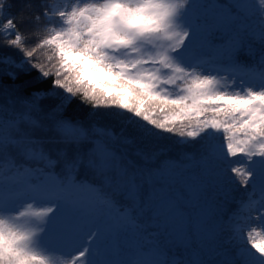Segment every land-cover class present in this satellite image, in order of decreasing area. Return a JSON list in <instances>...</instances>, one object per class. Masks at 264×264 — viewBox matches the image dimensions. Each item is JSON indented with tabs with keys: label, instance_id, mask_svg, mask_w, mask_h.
Here are the masks:
<instances>
[{
	"label": "snow or ice",
	"instance_id": "6c2138e0",
	"mask_svg": "<svg viewBox=\"0 0 264 264\" xmlns=\"http://www.w3.org/2000/svg\"><path fill=\"white\" fill-rule=\"evenodd\" d=\"M254 7L259 27L244 0H201L195 12L193 0H41L23 40L14 17L0 25L15 50L0 52V264H51L85 232L71 264H94L125 237L155 248L153 264H183L168 252L186 210L154 205L189 169L197 219L225 264H264V0ZM165 139L180 159L136 147ZM232 175L250 189L243 215L226 212Z\"/></svg>",
	"mask_w": 264,
	"mask_h": 264
},
{
	"label": "trees",
	"instance_id": "16d2710c",
	"mask_svg": "<svg viewBox=\"0 0 264 264\" xmlns=\"http://www.w3.org/2000/svg\"><path fill=\"white\" fill-rule=\"evenodd\" d=\"M57 0H49V2L56 3ZM201 1V0H198ZM5 3H9V0H4ZM30 3L32 5L31 8H25V5ZM41 0H10V6L4 8L3 11H0V25L4 24L8 18L14 17L15 23L17 24L19 30L21 31L22 40L25 36L32 33L33 29L37 27L36 22L33 20V16L35 13L41 11L40 8ZM256 12V11H255ZM250 17L247 23L253 24L256 27H259L261 22V17L257 16L258 13H255ZM0 32L4 33L3 37H0V52L5 50L7 51H15L14 49H7L5 40L13 38L8 35V31L2 27H0ZM253 47L259 48V41H252ZM18 57L22 56L21 53H17ZM241 62L247 63L250 59L247 52H242L240 55ZM38 59L39 62L48 66V61L46 59L45 50H37L34 54V60ZM52 77H49L48 83L50 85ZM5 97L2 93H0V104H3ZM85 112L88 109H84ZM106 121H101V126L105 125ZM118 132L119 129H116ZM175 139V138H173ZM173 139H165L157 144L153 145H136L138 148H144L145 151L149 149L159 150L161 148H171L170 151H166L160 157L159 161L164 159H180L182 152L179 147L173 144ZM136 150V148H132L130 150V158L134 159L137 163L142 164L144 161L139 157L132 155V153ZM186 152H191V149H184ZM235 159H239V156ZM187 162V161H185ZM243 170V168H242ZM198 177V172L195 169H189L183 174V178L178 180L170 185H168L164 189V196L160 200L158 205H154L155 208L164 209L167 207L169 202H175L179 208H183L186 211L184 215L188 219V223L184 228V236L180 243L176 245V247L171 248L168 252L169 258L175 257L176 259H181L183 264H225V260L227 259L223 256L219 251V246L216 241H214L210 235V230L201 227L199 220L197 219L196 209L194 207V200L196 197V178ZM233 182L236 185V193H234L235 200L230 205L227 206L226 212L235 213L239 212L241 209V202H247V192L250 189H245L240 186L239 177L232 175ZM147 220L148 217H145ZM160 225L156 224L154 227L149 226L148 232L145 235H148L151 231L159 228ZM230 233L225 232L222 235L219 244L221 246V250L230 249L231 245L226 243L228 236ZM122 242L121 246H126L125 249L129 251V245L125 242L128 240L127 237ZM130 240V239H129ZM131 241V240H130ZM132 243V242H131ZM140 248L143 251L151 252L156 256V249L153 248L150 244L144 243L142 240L139 242ZM234 251V249H232Z\"/></svg>",
	"mask_w": 264,
	"mask_h": 264
},
{
	"label": "rangeland",
	"instance_id": "374dc122",
	"mask_svg": "<svg viewBox=\"0 0 264 264\" xmlns=\"http://www.w3.org/2000/svg\"><path fill=\"white\" fill-rule=\"evenodd\" d=\"M66 2V0H57L55 4L62 5ZM201 3V1L193 0V9L192 11H197V6ZM244 3L248 5V9L250 12H255L256 9L254 7L255 0H244ZM259 16V14L257 15ZM255 199L260 198L259 192L255 193ZM43 206H37L30 211H43ZM238 215H243L241 209L239 212H235ZM255 215V213L253 214ZM259 230V229H258ZM87 233L85 232L79 238V242L76 245L71 247L59 250L61 255H48V258L51 264H71L66 258L69 256L75 257L76 254L81 250L84 246L86 240ZM246 236V232L244 234ZM125 239H121L123 242ZM119 241L118 244L114 247L111 243H107L100 248V253L98 256L92 257L94 264H129L131 259H137L140 264H153V261L156 259L155 254L151 252L143 251L140 248V243L138 242L136 245H133L131 241L128 239L125 242L129 245V251L125 249L126 246H121L122 242ZM264 243V240L260 241Z\"/></svg>",
	"mask_w": 264,
	"mask_h": 264
}]
</instances>
